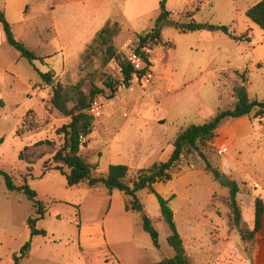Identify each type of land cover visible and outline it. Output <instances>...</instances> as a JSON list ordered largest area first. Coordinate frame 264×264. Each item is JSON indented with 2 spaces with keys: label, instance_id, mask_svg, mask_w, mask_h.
<instances>
[{
  "label": "rangeland",
  "instance_id": "obj_1",
  "mask_svg": "<svg viewBox=\"0 0 264 264\" xmlns=\"http://www.w3.org/2000/svg\"><path fill=\"white\" fill-rule=\"evenodd\" d=\"M161 1L0 0V10L5 12L16 37L43 57L33 63L21 57L20 51L8 42L0 21V169L18 184L28 177L40 198L51 202L47 216L36 223V228L46 230L47 235L32 237L29 219L36 217L33 202L21 192L8 191L0 174V264H14L15 255L30 239L29 256L20 264H152L174 255L167 240L168 225L163 220L154 221L160 240V246L155 247L151 235L142 227L140 215L126 209L128 196L124 192L117 189L109 192L103 186L68 187L65 175L52 169V152L33 164L31 174L28 164L19 158L25 145L39 140L51 139L59 146L62 137L56 131L70 121L52 108L53 89L44 85L40 72L53 70L55 81L64 85L76 84L82 78L102 87L106 79L120 81L122 74L116 62L101 67L99 57L90 64L82 61L87 46L111 18L121 23L115 45L122 53L127 41L145 35L154 26L161 12ZM243 5L241 0H168L171 18L163 26L160 50L165 57L157 71L163 70L170 77L158 80L155 86V83L146 86L133 83L119 90L121 81L116 84L114 97L105 89L102 95L105 114L95 118L92 139L82 148L83 156L95 165L96 174H106L109 166L117 162L133 167L127 157L133 153L138 157L151 155L147 161L151 164L158 160V154L157 148L156 151L148 148V140L160 138L165 145H172L182 129L202 124L218 111L233 106L232 87L241 82V77L230 67L245 64L252 47L211 26L225 24L241 36L248 23H254L241 13ZM189 11L194 12L193 17H188ZM237 15L233 22L232 16ZM191 22L205 27L183 31L181 26ZM258 31L264 34L260 28ZM248 67H255L256 81L262 83L264 59ZM240 72L245 73L248 87L247 71ZM248 90L254 97V90L249 87ZM261 91L258 99H264V87ZM109 105L117 111L107 117ZM31 109L38 115L40 128L18 136L17 129ZM104 119L113 133L122 124L133 121L126 140L128 145L115 142L120 155L106 143L112 137L104 135ZM217 132L215 144H208L205 151L211 165L226 175L227 183L207 171L196 152L185 151L170 169L172 180L157 183L155 188L166 198L175 194L170 205L193 264H246L242 259L246 244L239 230L252 227L255 196L261 193L264 197V119L227 118ZM223 148L225 152L219 154L218 149ZM136 171L130 170L131 177ZM231 181L238 182L242 189L238 200L243 223L229 228L227 205L223 201L213 203L212 198L228 195ZM137 195L149 216L155 219L160 215L155 193L142 189ZM76 205L80 206L81 226L77 223ZM193 220L195 223L191 224ZM193 227L203 234V243L209 238L213 244L231 239L228 251L233 256L213 263L217 256L211 257L212 249L197 248ZM207 251L211 253L202 255Z\"/></svg>",
  "mask_w": 264,
  "mask_h": 264
},
{
  "label": "trees",
  "instance_id": "obj_2",
  "mask_svg": "<svg viewBox=\"0 0 264 264\" xmlns=\"http://www.w3.org/2000/svg\"><path fill=\"white\" fill-rule=\"evenodd\" d=\"M167 2L168 0L161 1V12L154 26L145 35H139L143 42L155 37H158L162 42L163 26L171 18V11L167 8ZM199 7L196 11L200 9ZM246 14L252 22L264 31V0L250 7ZM193 15L194 12H188V17H193ZM0 21L8 42L20 51L21 57L27 58L32 63L38 59L43 60V57L38 55L36 50L29 48L22 40L16 37L12 24L8 21L5 12L2 10H0ZM204 27V25L196 22L181 26L183 31H197ZM211 28L223 31L236 41L242 39V37L234 34L227 25H212ZM120 32L121 23L118 20L107 19L87 46L82 60L90 64L95 58L99 57L101 67H106L112 62H116L122 74L120 81L103 79L104 87H102L94 81L88 82L82 78L76 84L64 85L62 82L55 81L53 70L40 72L44 85L50 86L53 89L50 98L52 108L62 115L69 117L70 121L63 124L56 131L62 137V143L59 146L51 139L39 140L33 144L25 145L19 153V158L28 164L31 174L33 164L49 152H52V162L54 164L52 169L58 170L65 175L68 187L87 185L95 189L103 186L109 192L115 189L124 192L128 196L126 209L137 212L140 215L142 227L151 235L155 247L160 246V240L154 221L163 220L169 227L170 232L167 240L174 249V255L163 257L152 264H193L184 239L179 232L174 211L170 205L175 194L166 198L156 191L155 185L172 180L173 176L170 173V169L181 159L185 151L196 152L205 162L206 170L219 179L222 173L211 165L205 148L208 144H215L219 136L217 131L221 123L227 118H242L247 116L251 120L264 119V99H258L250 95L248 87L245 84V73H241L238 69H235L234 72L241 77V82L234 84L232 87L233 106L218 111L213 117L202 124H191L182 129L173 142L174 151L167 161L155 162L148 167L136 169V174L133 177L130 175V167L125 164H111L106 174H96L95 165L82 154V148L88 146L93 134L95 117L90 113L92 103L104 94L106 88L111 91V97H114L116 84L124 81L129 85L128 81L137 72L131 62L118 51L115 45V38ZM39 128L40 120L38 115L35 110L31 109L24 115L21 125L17 129V135L22 136ZM44 168L47 171L48 167L46 165H44ZM0 174L5 178L8 191L21 192L33 202L36 217L29 219L32 237L40 234L47 235L46 230L36 228V223L47 216L51 202L40 198L38 191L31 187L28 177H24L23 181L18 184L4 169H0ZM229 187L228 195H214L212 202L214 203L215 200L223 201L227 205L229 228H232L243 223L242 208L238 200V195L242 189L236 181H231ZM142 189H148L158 197L160 215L155 219L148 215L144 209V204L137 195ZM76 206L79 211L77 223L78 226H81L80 206ZM239 233L242 241L246 244L244 251L252 259L256 246L262 242L264 237V197L261 193L255 196V213L252 227H242ZM31 247L32 239L28 240L20 248L19 253L15 255L14 264H20L23 258L28 257Z\"/></svg>",
  "mask_w": 264,
  "mask_h": 264
},
{
  "label": "crops",
  "instance_id": "obj_3",
  "mask_svg": "<svg viewBox=\"0 0 264 264\" xmlns=\"http://www.w3.org/2000/svg\"><path fill=\"white\" fill-rule=\"evenodd\" d=\"M241 1H244V5L241 8L242 9L241 13L244 16H247V14H246L247 10L250 7H252L253 5H255L256 3L260 2L261 0H241ZM236 10H240V9L237 8ZM232 17H233L232 18L233 22L238 19V15L237 16H232ZM234 18H236V19H234ZM248 24L249 25H248L247 30H245L241 34V36L239 34L235 33L234 31H232V30L231 31L234 34L238 35L239 37H242V39L240 41H237V42H239L240 44L247 43L248 45H250L252 47L251 48L252 49V53L248 57V59H247L245 64L242 63L241 65H238V66H235V67H230V68L238 69L240 71L241 70H246L247 71V76H248L247 85H248L249 89H253L254 90L252 92V95L254 97H256V98H259V95H261V93H262L261 88L264 87V81H262V83H257L256 77H255V73L258 72V71L255 69V67H248V66L254 65V63L259 62V61L264 59V34L258 31L259 27L256 24L255 25H254V23H253V25L250 24V23H248ZM218 25H225V24H218ZM229 27H231V26H229ZM169 77H170L169 73H165L163 70H161V71L158 70L157 71V76H156V78H155V80L153 82V83H155L154 86L157 84L158 80H162V79L168 80ZM250 92H251V90H249V93ZM116 111H117L116 109H114L112 106L109 105V109L107 111V115L106 116L110 117V116L114 115L116 113ZM242 118L247 119L248 117L245 116V117H242ZM135 119H136V117H135ZM104 121H105V119L103 120V126H102L104 135L108 134L110 137H112V138L106 139V143H109L111 145L110 149L113 150L114 153H117L118 155H120L121 151L116 148L115 142L116 143L120 142L123 145H128L126 140L128 138L130 127L133 124V121L129 122L130 124L129 123L122 124L121 127L119 128V130L114 132V133L111 131L110 127L108 128V125H110V123L108 121H106V122H104ZM160 122H161V120H160ZM119 134H120V136H119ZM120 137H121V139H120ZM147 143H148V148H151V149H154V150H155V148H157V151L156 150L155 151L158 154V160H156V161L154 160V162H152L151 164H147L150 161L149 159L151 158V155H149V154L142 155L141 154L138 157V156H136L137 153L136 154H134V153L133 154H128L127 157H129L128 159L130 161L129 163H131L130 165H132V166L134 165L133 167L128 165L130 167V169H141V168H144V167H148V166L152 165L155 162L167 161L171 157V155H172V153L174 151V145L173 144L172 145L171 144L165 145L163 143L162 139H160V138H158L157 140H154V141L148 140ZM135 162H136V165H135ZM118 163L119 162H117L115 164H118ZM193 223H195L194 220H193V222L191 224H193ZM81 230L83 231V234L85 236L84 227L83 226H82ZM191 230L194 233L195 242H196L197 248H199L201 251H205V250H208V249H210V250L212 249L214 251V255L211 256V257L217 256V258H215L216 260H214L213 263L217 262L220 259H228V258L233 256V253L228 251V247H229L228 244H229V242L230 243L232 242L231 239L227 240L228 243H227V241H224V242L221 241V242H219L217 244H213V242H210V238H209V240L207 239L205 241V243H203L204 238L203 239L201 238V237H203V234L198 229V227H193V228H191ZM99 235H102V233L99 234ZM184 242H185V240H184ZM220 244H222V245H220ZM215 252H216V254H215ZM208 253H211V252L207 251V252H204V254H202V255L207 256ZM249 258H251V257H249V255L246 254V253H244V256H242V259L244 260V263H246V264L247 263L248 264H264V237H263L262 242L256 246V249H255V252H254V256L252 257V259H250L252 262L250 260H248Z\"/></svg>",
  "mask_w": 264,
  "mask_h": 264
},
{
  "label": "built area",
  "instance_id": "obj_4",
  "mask_svg": "<svg viewBox=\"0 0 264 264\" xmlns=\"http://www.w3.org/2000/svg\"><path fill=\"white\" fill-rule=\"evenodd\" d=\"M162 45L158 37L149 38L143 42L139 36H134L124 44L121 54L131 62L137 72L128 81L129 85L122 81L118 85L119 90L127 89L133 83L146 86L154 82L157 76V67L162 63L165 57L163 53L160 52L163 47ZM105 111V100L102 96L98 97L92 103L90 113L95 118H100L105 114ZM124 115L126 116L127 114L125 113ZM224 152L225 148L218 150L219 154H223ZM179 161H177V163Z\"/></svg>",
  "mask_w": 264,
  "mask_h": 264
},
{
  "label": "water",
  "instance_id": "obj_5",
  "mask_svg": "<svg viewBox=\"0 0 264 264\" xmlns=\"http://www.w3.org/2000/svg\"><path fill=\"white\" fill-rule=\"evenodd\" d=\"M219 180L222 181L223 183H227V182H228V179H227V177H226L225 174H222V175L220 176Z\"/></svg>",
  "mask_w": 264,
  "mask_h": 264
}]
</instances>
